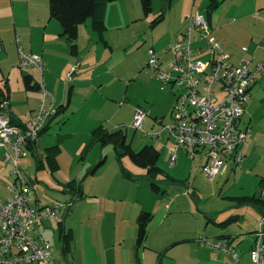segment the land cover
<instances>
[{
	"label": "rangeland",
	"instance_id": "rangeland-1",
	"mask_svg": "<svg viewBox=\"0 0 264 264\" xmlns=\"http://www.w3.org/2000/svg\"><path fill=\"white\" fill-rule=\"evenodd\" d=\"M45 1L0 0V99L11 101L15 114L23 120L43 96L26 89L24 76L28 72L40 75L33 68H20L19 47L27 51L30 42L42 46L43 33L39 25L49 4V0L47 5ZM152 1L154 8L148 17L143 14L140 2L133 25L119 29L114 26L106 32L112 49L99 37L95 39L88 32L82 34L81 42L78 41L79 64L72 72L76 74L58 77L56 92L64 94L63 103L71 100V107L45 135L52 143L63 141V152L58 157L60 169L57 173L51 171L43 148L35 147L19 160L29 192L39 204L68 203L65 217L51 220L50 227L48 221L44 222L40 232L51 243L60 264H110L119 260L138 264V257L141 264H158L159 259L161 264H235L231 255L217 253L201 243L202 238L214 239L223 232L236 237V251L241 261L254 264L250 247L254 245L261 213L255 203L234 198L247 195L243 194L244 188L255 193L253 196L258 199L264 198V182L258 177H264V73L245 103L242 118L245 124L250 123L254 134L251 143L255 142L256 149L248 152L244 167L238 166L236 172L230 171L222 178L214 180L206 176L202 170L205 155L201 153L195 160L186 159V179L177 176L175 182L161 181L166 194H156L144 175L145 170L133 163L128 154L119 158L113 144L103 146L92 136V131L101 125L111 132L122 129L133 150L139 151L150 144L161 151L158 162L166 174L164 177L176 171V167L169 165L173 143L167 132L158 139L145 135V132L154 133L172 124L178 90L171 85L163 89L155 73L144 70L147 50L154 48L166 59V50L176 40L174 30L185 26L191 13L199 10L208 14L209 2L174 0L173 5L164 6L163 0ZM48 9L50 15L49 5ZM160 15L164 19L157 21ZM87 23L79 29H84ZM212 23L215 29L232 23L225 29L229 38L242 42L237 45H246L258 58L264 53L259 49L264 46V0H226L216 9ZM46 46L53 53L54 50L62 53L63 45H57L53 39H48ZM60 53H57V61L61 64ZM46 89L55 92L49 87ZM55 98L59 106L62 95L56 93ZM138 109L150 114L143 131L130 126ZM156 118L162 119V125ZM2 155L0 150V198L5 201L15 177ZM178 161L181 162L180 158ZM257 163L259 171L247 174L246 169L254 168ZM40 164L45 168L39 169ZM91 170L92 173H88ZM183 180L189 181V186ZM72 181L74 190L68 184ZM80 185L84 187L83 197L77 190ZM187 189L191 196L185 194ZM142 210L153 213L154 219L150 224L148 247L142 246L137 255L136 224ZM234 216H238V223L219 225ZM213 218L215 221H211ZM59 222L65 224L66 230H73L71 253L64 250L66 235L62 236Z\"/></svg>",
	"mask_w": 264,
	"mask_h": 264
},
{
	"label": "built area",
	"instance_id": "built-area-1",
	"mask_svg": "<svg viewBox=\"0 0 264 264\" xmlns=\"http://www.w3.org/2000/svg\"><path fill=\"white\" fill-rule=\"evenodd\" d=\"M187 24L180 38L165 49L166 59L154 48L147 50L144 70L155 73L163 89L171 85L178 90L172 124L164 125L161 131L145 132V135L158 139L167 132L173 143L169 154V165L173 168L182 152L191 160L204 153L206 161L202 170L209 179L215 180L228 165L236 168L245 164L246 149L253 133L250 123L245 124L242 118L250 92L264 73V59L255 62L254 55H245L240 63H234L222 44L212 37L210 23L200 11L192 14ZM259 48L264 50V46ZM248 50V47L243 48L245 53ZM19 66L40 71L39 88L43 97L38 109L25 120H13L8 99H3L0 105V150L15 177L9 187L10 197L5 201L0 198V264H58L55 251L40 228L46 221L65 217L68 203L57 201L41 205L33 201L19 160L35 148L59 108L42 77L43 57L25 51L20 45ZM135 113L130 126L143 131L150 114L141 109ZM156 120L162 123V119ZM201 240L210 250L231 255L236 264H245L228 239ZM253 244V263L264 264V214Z\"/></svg>",
	"mask_w": 264,
	"mask_h": 264
},
{
	"label": "trees",
	"instance_id": "trees-1",
	"mask_svg": "<svg viewBox=\"0 0 264 264\" xmlns=\"http://www.w3.org/2000/svg\"><path fill=\"white\" fill-rule=\"evenodd\" d=\"M118 0H49V8H50V16L52 19L57 20L63 30L61 33V37L65 39V42L71 45V54H78V37H79V27L82 24L87 23L91 20L92 29L99 37L101 42H104L107 47H111L108 41L105 38V33L107 32V27L105 24V14L107 6L110 2H114ZM143 14L148 17L149 14L153 12L154 1L152 0H140ZM173 0H163L164 6L171 5ZM207 5V13L205 16L207 17L208 22L210 23L213 14L216 12V9L219 8L225 0H208ZM164 19L163 15L157 19V21H161ZM106 27V28H105ZM211 33L212 26L210 23ZM74 75V74H73ZM26 89L28 91H36L39 88V83H36L32 76L26 74L24 76V80ZM34 81V83H33ZM46 85V83H45ZM63 107V106H62ZM60 112V113H59ZM58 114H62V109L58 111ZM57 115L56 117H58ZM16 120V119H15ZM92 136L94 140L99 141L103 146L113 144L115 146V151L118 152V157L121 158L124 155L128 154L133 163L137 166L143 168L145 170L146 178L148 182H150L151 190L156 194H166L160 185V182L163 180L164 171L160 168L159 162L161 159V151H159L154 145H145L139 151L133 150L132 146L127 142L126 134L124 130L118 129L114 132L107 130L106 128L98 126L93 133ZM62 152V147L60 144L53 145L46 150V158L50 163L51 171L53 173H57L59 171L60 166L58 162V156ZM39 169H44L45 166L40 164ZM168 177V175H167ZM72 189H75L74 181L68 183ZM81 197L84 196V190L82 185L77 189ZM234 199H241L242 202L246 201L247 203H255L258 207L261 208V216L264 214V198L258 199L256 196L251 197H237ZM154 219V214L151 212L140 211V214L137 218V245L138 249L140 247L146 245L149 233H150V224ZM211 221H215V219H211ZM238 216L231 217L225 220L224 223H219L223 227L229 226L234 223H238ZM60 232L63 235H66V247L64 250L66 253H71L72 251V239H74V234L72 228H68L67 230L64 228L63 222H59ZM256 232V231H255ZM221 238L228 239V241L233 244V241L236 240V237H233L231 234H226L221 236ZM240 257V254H238ZM241 260V257H240ZM242 262V261H241ZM236 264V262H235Z\"/></svg>",
	"mask_w": 264,
	"mask_h": 264
},
{
	"label": "crops",
	"instance_id": "crops-1",
	"mask_svg": "<svg viewBox=\"0 0 264 264\" xmlns=\"http://www.w3.org/2000/svg\"><path fill=\"white\" fill-rule=\"evenodd\" d=\"M226 1V0H225ZM115 2V3H114ZM114 2H110L109 4H108V6H107V9H106V14H105V24H106V27H107V31L109 30V29H111L112 27H116V28H122V27H124V26H130V25H133V23L136 21L135 19V17H136V15L134 14V13H136V10H138V7H140V2L141 1H136V0H134V1H131V0H118L117 2L116 1H114ZM173 2H174V0H173ZM173 2L171 3V5H173ZM203 3L204 2H206V0H203L202 1ZM208 2V1H207ZM42 4H44V2L42 3ZM45 4L47 5L48 3H47V0L45 1ZM45 4H44V6H45ZM218 9V8H217ZM199 11V10H198ZM198 11H196V12H198ZM193 12V11H192ZM196 12H194V13H196ZM43 13H44V11H43ZM194 13H191V14H194ZM213 17V16H212ZM189 19V18H188ZM188 19H187V22H186V24L188 23ZM210 23H211V26H212V33H211V35H212V37L218 42H220L221 44H222V46L224 47V49H225V51L231 56V59H232V61L234 62V63H240L241 62V60H242V58H243V56H245V55H254L255 56V58H256V61L255 62H259V61H262L263 59H264V53H262V55L260 56V58H258L256 55H255V52H251V50L249 49L248 50V52L247 53H245L244 51H243V48L244 47H247L246 45H243V46H239V45H237V44H243L242 42H240V41H236V40H233V39H231V38H229V36L225 33V29L226 28H230V26L231 25H233L232 23H229V24H227V23H225V25H223V26H220V28L218 29H215L214 28V24L212 23V18H211V21H210ZM186 24H185V26L184 25H182L178 30H177V28L174 30L175 31V37H176V40L177 39H179L180 37V34L187 28V26H188V24H187V26H186ZM183 26H184V28H183ZM105 27V28H106ZM39 28H41V32L43 33V39H42V42H41V39H40V41L39 42H41L42 43V46H38V44H36V43H34V42H30V44H29V46H28V52H30V53H34V54H39V55H41L42 57H43V59H44V63L46 64V66H45V72H44V75L42 76L43 77V80L44 79H46V80H44L45 81V83H46V87L48 88H51V89H53V90H55V92L56 91H58V88H59V79H58V77H59V75H64V74H67V75H69V74H72V76H74L76 73L74 72V73H72L73 72V69L74 68H76L75 67V65H77V64H79V44H78V54L75 56V55H71V53H69V43H67V42H65V39L64 38H62L61 37V33H62V30H63V28H62V26H61V24L57 21V20H54V19H52L51 18V16L49 15V9H48V5L46 6V11H45V14H43V17L41 18V20H40V25H39ZM80 28V27H79ZM78 28V29H79ZM82 30V31H81ZM79 32H80V35H79V37H78V40H77V43H78V41L79 42H81V37H82V34L84 35L85 34V32H88L90 35L92 34V36H93V38H95L96 39V36H97V34L94 32V30L92 29V25H91V23H87V25L84 27V29H79ZM106 34V33H105ZM42 38V37H41ZM97 38H98V36H97ZM106 38V37H105ZM48 39H53L54 41H56L57 42V45H59V46H61L62 47V45H63V49H62V53H60L59 51H55L54 50V53L52 52V51H50L49 50V48H48V46H46L47 44H48ZM175 40V41H176ZM108 41V40H107ZM174 41V42H175ZM99 42V41H98ZM109 43V42H108ZM110 45V44H109ZM111 46V45H110ZM22 47V46H21ZM260 47V46H259ZM111 49L113 48V47H110ZM24 49V48H23ZM259 49H261V48H259ZM262 50V49H261ZM259 51V50H258ZM263 52H264V50H262ZM57 53H60L61 55H62V58H63V62H61V64H60V61H57ZM147 53H148V51H147ZM160 56V55H159ZM167 60H169V57H170V55L167 53ZM204 57H206V55H204ZM33 69H35L37 72H39V75L40 76H37V75H34V74H31V73H29L28 72V74L30 75V76H32V78H33V80L36 82V83H39V81H40V79H41V73H40V71L37 69V68H33ZM47 73V74H46ZM74 74V75H73ZM34 81H33V83H34ZM257 86V84L253 87V89L255 88ZM167 89V88H166ZM72 90H73V86H72ZM71 90V91H72ZM33 92H36V93H38V95L41 97L42 95H41V92H40V88H38L36 91H33ZM40 92V93H39ZM52 92V94H53V96H54V98H55V94L57 93V94H60V95H62V102L61 103H59V106H58V108L60 109V111H61V109H62V114H57V115H59L58 117H55V119H54V121L48 126V128H46V130L41 134V136H40V138H39V140L37 141V144L35 145V147L37 148V150H38V148L39 149H41V148H43L45 151L49 148V147H51V146H53V145H57V144H60L61 145V147H62V145H63V141H62V139L61 140H59V142L58 143H56V142H54V143H52L50 140H51V138L50 137H47V135H45L46 133H47V131L49 130V128H51V126L53 125V124H55L56 122H60L61 120H59V118L61 117V115H67L68 114V111H69V109H70V107H71V100H68V103H63V99H64V94H61L60 92L58 93V92ZM251 92H253L252 90H251ZM251 92H250V95L249 96H251L252 97V94H251ZM250 97V98H251ZM2 98L0 99V105H1V102H2ZM9 101V100H8ZM55 102H56V98H55ZM38 104H40V102H37L36 103V105L34 106V107H32V108H30V113H29V115L32 113V112H34L36 109H38V107H39V105ZM56 104H57V102H56ZM9 106H10V109H11V115L13 116L12 118H13V120H15V119H17L18 121L19 120H23V119H21L20 117H18L16 114H15V109L11 106V101H9ZM63 106V107H62ZM60 113V112H59ZM27 117H29V116H27ZM26 117V118H27ZM63 118H65V121H66V117H64L63 116ZM157 119V118H156ZM155 119V120H156ZM147 120V119H146ZM250 122V121H249ZM103 126V125H102ZM96 128H98V126L96 127ZM95 128V129H96ZM94 129V130H95ZM93 130V131H94ZM92 131V132H93ZM163 136V135H162ZM162 136H160V137H162ZM254 138V134H253V136H252V138L250 139V142H249V144H248V147H247V149H246V156H245V158H246V161H245V164H246V162H247V160H248V158H247V154H248V152H250V151H255V149H256V146L254 145V143H251V141H252V139ZM170 141V140H169ZM171 142V141H170ZM255 146V147H254ZM156 147V146H155ZM33 151V150H32ZM2 152H3V150H2ZM62 152H63V147H62ZM169 154H170V151H169ZM60 156V155H59ZM58 156V157H59ZM179 158H180V161L181 162H179L178 161V164L175 166L176 167V171H171V173H169L170 175H168V177H164L163 178V182H165V181H167V180H171V181H173V182H175V181H177V176H179V177H185L186 175H184L185 174V172H186V169H187V164H186V162L188 161V160H186V159H190L189 157H188V155H187V153L185 152H182L180 155H179ZM179 158H178V160H179ZM58 159V158H57ZM191 160V159H190ZM58 162H59V160H58ZM245 164H244V166H245ZM61 164L59 163V165L58 166H60ZM258 165V166H257ZM244 166H242V167H244ZM195 167V166H194ZM60 169V168H59ZM193 169V168H192ZM192 169H190V171L192 170ZM236 169H237V167L235 168L234 167V165H232V164H230V165H228V167L225 169V170H223V173L219 176V178H222V177H224V176H226L230 171H232V172H236ZM259 169V164L257 163L256 165H254V168H252V169H246V173L248 174V173H252V172H256V171H259L258 170ZM93 170V169H92ZM92 170L91 171H88V173L90 172V173H92ZM188 170V169H187ZM192 173H193V171H192ZM257 176H258V174H256ZM88 176V175H87ZM187 177V176H186ZM186 177L185 178H183V179H186ZM259 178H261L262 180H263V182H264V177H261V176H258ZM78 178H80V175L78 174ZM179 179H181V178H179ZM190 180V179H189ZM76 183H77V181L76 180H74ZM171 181H169V182H171ZM180 181H182V180H180ZM184 181V180H183ZM253 181H255V180H253ZM261 181V180H260ZM184 183H187V182H185L184 181ZM189 184H190V182L188 181V183H187V185L186 186H189ZM83 189H84V187H83ZM249 191L246 189L245 190V188L243 189V194H247V195H242V196H244V197H251V196H253V195H255V193H252L251 194V192H249ZM185 194L187 195H190L191 196V194H190V189H187V191L185 192ZM10 197V196H9ZM8 197V198H9ZM30 197H31V199L33 200V201H36V202H38V204L40 203V201L38 200V199H34L33 198V196H31V192H30ZM261 210V208L259 207V211ZM142 211H146V210H142ZM260 213H261V211H260ZM140 214V213H139ZM138 214V215H139ZM215 219V218H214ZM261 219V218H260ZM51 221V220H50ZM50 221H48L47 222V226L48 227H50L49 226V222ZM66 226H65V224H64V228H65ZM138 230V229H137ZM51 231V230H50ZM220 235H217L216 237H214V238H221V236H224V235H226V234H228V233H219ZM149 236H150V233H149ZM253 239L255 240V236L253 237ZM148 240H149V237H148ZM148 240H147V242H148ZM48 241V240H47ZM233 244H236V241H233ZM237 245V244H236ZM252 244H251V247H250V249H252ZM148 246H147V243H146V245H145V248H147ZM141 248V247H140ZM138 252H139V249H138V251H137V255H138ZM217 252V251H216ZM217 253H220V252H217ZM215 256H218L219 257V254H214ZM56 256V255H55ZM56 259H57V257H56ZM161 259H159V260H157L158 261V264H161V261H160ZM140 261V259H139V257H138V264H141V262H139ZM57 262H58V264H60L59 263V261L57 260ZM110 264H134L132 261H128L127 262V260H119V261H116V262H110Z\"/></svg>",
	"mask_w": 264,
	"mask_h": 264
}]
</instances>
